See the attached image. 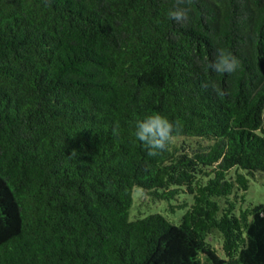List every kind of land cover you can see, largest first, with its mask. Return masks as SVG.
Instances as JSON below:
<instances>
[{
	"label": "trees",
	"instance_id": "1",
	"mask_svg": "<svg viewBox=\"0 0 264 264\" xmlns=\"http://www.w3.org/2000/svg\"><path fill=\"white\" fill-rule=\"evenodd\" d=\"M174 3L0 0V264H264V0ZM154 114L182 132L150 157ZM135 187L180 223L130 219Z\"/></svg>",
	"mask_w": 264,
	"mask_h": 264
},
{
	"label": "clouds",
	"instance_id": "2",
	"mask_svg": "<svg viewBox=\"0 0 264 264\" xmlns=\"http://www.w3.org/2000/svg\"><path fill=\"white\" fill-rule=\"evenodd\" d=\"M190 4L191 0H175L174 6L167 12L169 19L176 23L184 24L188 20V9L182 7ZM207 59V58H205ZM239 60L229 50L220 48L214 61L206 65L205 70H212L218 74H231L239 68ZM204 87H211L220 98L225 96V92L212 82H205ZM118 125L113 129V133L118 132ZM182 132L179 121H170L161 114L148 115L134 123V136L146 149L147 155L154 157L161 152L167 151L174 142L175 137Z\"/></svg>",
	"mask_w": 264,
	"mask_h": 264
},
{
	"label": "rangeland",
	"instance_id": "3",
	"mask_svg": "<svg viewBox=\"0 0 264 264\" xmlns=\"http://www.w3.org/2000/svg\"><path fill=\"white\" fill-rule=\"evenodd\" d=\"M184 196V195H182ZM246 202L244 207L256 205L259 203L264 204V175H259L253 178L250 183V187L245 195ZM176 199H160L153 200L150 196L143 193V189L135 187L133 191V205L130 209V219L137 217H143L150 213H161L174 223H180L181 217L185 212V208L171 206L177 205ZM212 242L215 245L219 244V241L214 237Z\"/></svg>",
	"mask_w": 264,
	"mask_h": 264
}]
</instances>
